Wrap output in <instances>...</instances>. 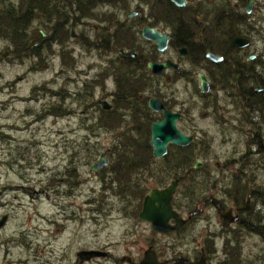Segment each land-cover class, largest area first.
<instances>
[{"label": "flooded vegetation", "instance_id": "1", "mask_svg": "<svg viewBox=\"0 0 264 264\" xmlns=\"http://www.w3.org/2000/svg\"><path fill=\"white\" fill-rule=\"evenodd\" d=\"M53 1L55 5L53 8L49 5L48 12L46 9L45 13L38 12L34 6L30 9L34 23L28 32V45L25 50L18 51L27 58H36L32 53L57 43L62 48L60 74L64 81L59 94V114L63 119L76 118L72 132L92 135L104 132L110 135V143L105 152L96 156L92 152L90 158L86 159L90 167L100 156L105 158V166L96 172L90 174L88 167L85 180L88 182L99 178L103 182L100 197H95V191L90 187H87L88 195H84L80 175L68 178L66 173L58 180L62 189L54 188L49 181L41 193L45 197L49 194L84 195L82 207L78 208L79 225L86 221L97 224L98 205L102 212L109 213L111 209L110 190L114 186L116 191L118 189L117 185L110 186L115 184L111 172L116 170V163L122 160V157L116 156L122 154L126 170H131L133 180L140 181L143 188L140 209L150 190L164 189L170 181H178L170 206L185 223L178 231L168 234H179L188 225L199 222L217 225L216 231L207 230L204 234L199 232L192 235L193 247L187 254L171 253L169 247L162 249L160 254L152 249L158 262L197 264L202 259L203 264H264V182L259 185L255 183V171L261 170L264 174V107L260 103L264 101V0H184L182 7L173 5L170 0ZM19 3L20 0L14 1L17 10ZM164 3L171 10L185 9L187 12V44L185 39L177 41V30L164 22ZM249 3L251 6L246 13ZM213 18L229 20V26L235 21V29L204 28ZM41 21L46 23L37 25ZM200 25L204 27L197 29ZM60 29L64 36L56 42ZM143 29L164 33L168 38L166 48L157 51L154 42L142 38ZM69 39L76 42L82 53L95 57L96 62L80 70L71 65L72 51H68L66 46ZM234 39L243 40L245 45L231 47ZM180 49L184 53L181 54ZM119 50L133 54L121 55ZM206 52L221 57V61L206 59ZM4 54L7 56L9 52ZM250 56L252 58L248 60ZM149 62H170L177 68H167L160 75H153L146 68ZM118 63L127 64L123 76L117 72ZM34 66L39 68L38 65ZM91 66L97 70L94 72ZM69 70L74 71V76ZM197 74H201L207 83L205 93L198 91ZM79 78L84 80L78 85ZM134 83L137 87L132 88ZM177 83H185L187 90H190V94H184L183 100L177 94L162 93L164 88ZM195 96L200 101L201 115L207 113V117L211 116L222 133L233 131L242 135L240 146L243 151L237 158L220 162L217 158L200 155L197 147L201 144L194 138ZM151 99L157 100L164 110L177 115L176 129L191 138L187 146L168 144L165 155L160 159L152 157L149 134L150 125L162 120L163 115L161 111L153 112L148 108ZM219 100H223L224 105L217 109L216 102ZM101 103L107 108H103ZM45 113L49 116L47 110L43 111ZM5 128L0 126L2 144L13 142V137L4 131ZM7 129L17 131L13 127ZM140 135L144 142L136 140ZM88 144L81 141L80 148L93 150L94 144ZM201 147L204 152L208 150L207 145ZM147 154L149 157L144 158L146 162L138 160L127 164L131 156L144 157ZM17 161L16 158L9 159L10 168ZM197 161L199 166L194 168ZM104 173H108L109 177L106 178ZM105 179L107 183H104ZM14 191H20L34 202V186L5 183L0 186V206L14 210L11 203L1 202L9 192ZM122 191L129 196V182L122 186ZM18 197L14 196V199ZM203 211L208 216H200ZM227 212V221H233L227 222V227H222L220 217ZM4 217L5 223L0 225V264H34V255L25 261L20 260V248H29L27 237L19 229L5 233L10 226V215H1L0 221ZM211 218L214 223L210 221ZM168 224L174 225L175 221L170 219ZM104 248L81 249L102 251L105 255L79 262L75 253L74 264H130L140 260L133 261L128 256L116 260ZM122 257L130 258V263H120Z\"/></svg>", "mask_w": 264, "mask_h": 264}, {"label": "rangeland", "instance_id": "2", "mask_svg": "<svg viewBox=\"0 0 264 264\" xmlns=\"http://www.w3.org/2000/svg\"><path fill=\"white\" fill-rule=\"evenodd\" d=\"M75 44L70 39L66 43L67 50L72 51L71 65L80 70L96 62L95 57L82 53ZM10 51L6 42L0 41V126H5L4 131L13 137V142H0V186L5 183L34 186L36 196L32 203L20 191L9 192L1 202L11 203L14 210L0 206V216L7 213L10 215V226L5 233L19 229L27 237L29 248H20L21 261L34 255V264H74V254L81 249L104 247L116 260L121 256H128L133 261L139 260L147 247L158 254L168 247L171 253L187 254L193 247L192 235L199 232L204 234L207 230L216 231L217 225L199 222L188 225L179 234L152 235L146 223H138L134 216L124 213L130 211V199L116 196L115 186L112 190L107 189L112 195L109 198V213L102 212L99 204L98 223L90 224L86 221L79 225L78 208L82 207L85 200L83 196L88 195L87 187L94 189L95 197L102 195L100 187L103 182L99 178L85 182L89 167L86 159L90 158L92 152L94 156L105 152L110 143V135L104 132L95 135L72 132L76 118L63 119L61 114L52 112L60 111L59 94L64 83L60 74L62 48L57 43H51L45 49L41 47L38 50L39 58L25 57L22 61L14 59ZM7 52L9 54L3 58L2 55ZM91 69L94 72L97 70L94 66ZM69 72L74 76V71ZM83 80L79 78L78 85ZM167 87L162 93L177 94L180 100L185 99L184 94H190L185 83ZM194 100V138L198 144L208 147L204 152L201 145L195 146L200 150V155L217 158L220 162L237 158L243 151L240 146L242 135L233 131L222 133L211 116L207 117V113L201 115L197 96ZM221 105H224L223 100L216 102L217 109ZM44 110L48 111L49 116L43 114ZM11 127L17 131L7 129ZM81 141L88 142V145L94 144V149L80 148ZM15 158L18 161L10 168L9 159ZM68 169H74L75 175H80L84 195L49 194L45 197L41 191L46 189L49 181L54 188L62 189L58 180ZM104 175L109 177L108 173ZM255 176L256 185L264 182L261 170L255 171ZM107 182L105 179L104 183ZM113 185L116 184L110 186ZM14 196L19 197L14 199ZM18 202L20 206L17 207ZM200 216L208 214L203 211ZM210 221L214 223L213 218Z\"/></svg>", "mask_w": 264, "mask_h": 264}, {"label": "water", "instance_id": "3", "mask_svg": "<svg viewBox=\"0 0 264 264\" xmlns=\"http://www.w3.org/2000/svg\"><path fill=\"white\" fill-rule=\"evenodd\" d=\"M170 2L177 6L182 7L185 5L184 0H170ZM250 3L246 5V13L250 8ZM40 35L43 36V33L40 32ZM141 36L145 40L155 43L156 50L161 52L166 48L168 38L164 33H157L153 29H143L141 31ZM34 46V43L31 44ZM245 45V42L241 39H234L231 43V47H242ZM121 55H132L131 53H124L122 50L118 51ZM181 54L184 53L183 49L179 51ZM6 54L2 57L5 58ZM205 58L212 62H220L221 57L215 56L212 53L206 52ZM250 56L248 58L251 59ZM146 68L153 75H160L167 68H177L172 65L170 62L165 63H147ZM197 79L199 81L198 91L199 93H205L208 90L207 83L204 77L201 74H197ZM103 108H107L104 103H101ZM148 108L153 112H162V120L152 123L150 125V134H149V146L151 147L152 157L155 159L162 158L166 153V146L168 144L174 146H187L191 138L182 134L179 130L176 129L175 122L177 115L170 113L163 109L161 104L155 100L151 99L148 102ZM106 164L105 158L100 156L98 160L89 167V173L92 174L104 167ZM199 166V161L195 163V167ZM178 185L177 180H172L164 189H153L144 197L141 209L138 212L135 221L138 223H146L148 225L149 231L152 235H166L170 232L178 231L182 225L185 223V220L181 219V216L174 212L171 209L170 201L172 195L174 194L176 187ZM229 212L221 215L220 221L222 227H227V222L233 221L232 219L228 220ZM173 219L175 221L174 225H169L168 221ZM5 217L0 221V225H4ZM105 253L97 250H80L76 253V257L79 262L88 261L90 259L98 258L104 256ZM130 263V258L122 257L120 263ZM130 264H161L158 262L155 252L148 248L142 252L141 258L138 262ZM197 264H203L202 259L199 260Z\"/></svg>", "mask_w": 264, "mask_h": 264}, {"label": "trees", "instance_id": "4", "mask_svg": "<svg viewBox=\"0 0 264 264\" xmlns=\"http://www.w3.org/2000/svg\"><path fill=\"white\" fill-rule=\"evenodd\" d=\"M19 10L15 8L14 2L11 1H0V41L6 42L7 47L11 49V54L14 59L22 61L25 59V54L22 52H19L18 50L23 51L25 50V47L28 45L29 35L28 32L30 30V26L34 23V21L31 19V11L30 9L33 8V6L38 9V12L45 13L48 12V6L51 5V8L54 7L55 2L53 0H20L19 3ZM187 12L185 9H179L178 11L171 10L166 3L163 4V14L162 18L165 23H170L173 28L177 30L176 34V40L182 41V39L185 41V44H187V30L189 29V21L187 18ZM215 15H218L215 13ZM173 19V20H171ZM229 20H222L218 18H213L210 21L207 22V26H198L197 29H202V27L209 29V30H226V29H235V21L232 22L231 26H229ZM41 24L37 25H44L46 22L41 21ZM54 24V23H52ZM58 23H56L57 25ZM202 26V27H201ZM64 36V32L60 29L59 34L57 36L56 42L59 41L60 38ZM67 36V34L65 35ZM176 45V44H174ZM32 56L39 58L38 53H32ZM120 64L117 68L119 69L117 72L120 76H123V69H127V64ZM123 78V77H122ZM137 87V85L134 83L132 84V88ZM262 107H264V101H260ZM53 110V109H52ZM53 112V111H52ZM56 115H59V112H53ZM263 122H264V117ZM138 142H144L143 137L140 135L137 139ZM134 150V149H133ZM142 150V149H138ZM195 156H197L195 154ZM116 157L120 158L122 157V160L124 159L123 155H117ZM127 161V164L130 163H136L138 160L139 162H146L144 158H148L149 155L143 156H131ZM119 161L116 163V170L114 172H111L114 183L117 185L118 189L116 191V196L121 197L122 199L129 198L130 201V211L124 212L129 214L131 217H136L137 213L140 209V201L142 198V187L140 181L133 180L134 177H132L133 173L128 168L126 170V167L123 165V161ZM67 177H75L74 170H68L66 172ZM129 182V196H126L124 192L122 191V186L127 184ZM186 201V199H185ZM126 202V201H124ZM125 207V206H124ZM126 208V207H125ZM187 208V206L185 207ZM122 211H124L122 209Z\"/></svg>", "mask_w": 264, "mask_h": 264}]
</instances>
